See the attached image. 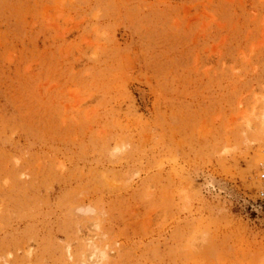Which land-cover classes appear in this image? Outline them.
Returning a JSON list of instances; mask_svg holds the SVG:
<instances>
[{
  "label": "rangeland",
  "instance_id": "obj_1",
  "mask_svg": "<svg viewBox=\"0 0 264 264\" xmlns=\"http://www.w3.org/2000/svg\"><path fill=\"white\" fill-rule=\"evenodd\" d=\"M262 172L264 0H0V264H264Z\"/></svg>",
  "mask_w": 264,
  "mask_h": 264
},
{
  "label": "bare ground",
  "instance_id": "obj_2",
  "mask_svg": "<svg viewBox=\"0 0 264 264\" xmlns=\"http://www.w3.org/2000/svg\"><path fill=\"white\" fill-rule=\"evenodd\" d=\"M213 54V53H212ZM96 224V223H95ZM95 226V225H94ZM91 244V243H90ZM98 244V243H97ZM93 250V249H92ZM91 251V250H90ZM107 258L106 254L100 251L90 252L85 264H97ZM211 258V257H210ZM85 261V260H84Z\"/></svg>",
  "mask_w": 264,
  "mask_h": 264
},
{
  "label": "built area",
  "instance_id": "obj_3",
  "mask_svg": "<svg viewBox=\"0 0 264 264\" xmlns=\"http://www.w3.org/2000/svg\"><path fill=\"white\" fill-rule=\"evenodd\" d=\"M259 179H260L262 184L260 185L261 188L258 189V197H259V199L264 201V173L263 172L261 174H259Z\"/></svg>",
  "mask_w": 264,
  "mask_h": 264
}]
</instances>
